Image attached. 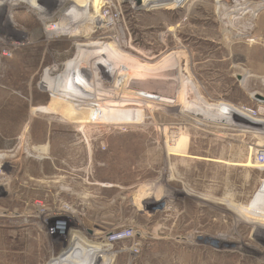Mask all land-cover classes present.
<instances>
[{"label":"rangeland","instance_id":"rangeland-1","mask_svg":"<svg viewBox=\"0 0 264 264\" xmlns=\"http://www.w3.org/2000/svg\"><path fill=\"white\" fill-rule=\"evenodd\" d=\"M119 1L121 14L100 23L111 29L76 40L104 44L109 68L179 64L204 99L264 126V0ZM44 13L33 0L0 6V264H50L64 251L65 264H264V208L239 219L263 201L264 129L216 124L210 112L154 120L141 102L100 115L44 109L42 75L78 56L74 36L46 49ZM139 82L163 101L179 91ZM144 110L149 128L138 117L130 127Z\"/></svg>","mask_w":264,"mask_h":264},{"label":"bare ground","instance_id":"bare-ground-1","mask_svg":"<svg viewBox=\"0 0 264 264\" xmlns=\"http://www.w3.org/2000/svg\"><path fill=\"white\" fill-rule=\"evenodd\" d=\"M66 1L74 2L73 8L75 10L72 9L70 13L64 15L63 21H54L53 12L57 7L60 8V6H63ZM149 1L150 0H143L142 4L149 6ZM19 2H21V0H0V6L2 4H9L13 8L17 7V3ZM33 2L38 12L42 13L44 10L46 12L37 17L41 23L46 25L44 28L46 37L48 38L46 44H44L46 49L53 47L55 43H58V45L62 44L61 42L64 41L66 36H74L73 40L75 41H73V45L78 53L77 57L66 62L67 65L60 74L56 72L53 67H50L37 83L39 88L47 90L51 96L50 105L44 107V109H58L62 104H69L75 106L73 114L84 113L85 110H88L100 115L109 107H120L123 102H141V104H146L144 106L146 110L148 106L153 107H151L153 110L151 114L154 120L156 119V114H161V112H173L183 117H196V115H204L203 112H210L214 116L208 120V117L204 115L206 118L204 120L217 122L216 124L237 126L242 129H264L260 121L249 119V117L243 118V116H240L238 119L233 120V117H235L234 114L238 113V111L249 116L246 110L244 111L241 109L234 111L218 103L209 102L204 99L201 95L202 92L194 89L193 85L190 83V79L180 71L179 64H175L177 67L169 66L170 68H166L165 65L159 68L156 65L153 69L144 66L137 69L135 67L132 68L128 64H122L118 66L117 69L113 67L109 68L108 66H114L111 63L113 59L106 56L107 51L104 50V44L102 45L97 40H89L91 39L89 34H94L98 28L104 27L103 25L101 26L100 23L108 20L109 16L113 13H117L118 15L121 14V7L119 4L121 1L117 0V4H111L112 1L108 0H33ZM106 3L108 4L105 5ZM44 5L47 6L43 7ZM234 5H238L237 0L234 1ZM104 9L108 10L106 15L102 14V10ZM48 12L50 13L48 14ZM69 20L72 22H69ZM104 28L111 29L112 26H105ZM82 34H88L89 39L76 40V38H80L79 36ZM16 46H19V44L12 45L13 48ZM173 58L172 62H175ZM146 77H153L154 81L159 83L158 85L162 87L172 85L174 82L175 86L179 87V91L174 89L173 96H168L169 99L166 100L164 98L165 100L163 101L162 96L165 95H162L158 91L153 92L152 89L154 88H152L151 91H146L145 87L141 85L139 79H146ZM151 96L156 98L152 99ZM189 98L191 99L189 100ZM147 113L148 112L144 110L142 115L138 116L134 114L128 117V125L130 127L132 126L131 123L137 125L139 121H137V119L139 118L142 122V124L139 125L149 128L146 124L148 119ZM175 134V131H169L167 140L165 141L166 145L172 146L175 144ZM40 147L41 146H37V148ZM261 186L262 190L256 191L255 193L258 192L256 197L262 199L263 201L260 200L262 203L260 205L258 204L257 208H244L245 212L256 209L259 210V208L261 210V206L264 208V183H261ZM223 200H221V202ZM244 209H242V211ZM241 218L244 221L253 223L255 214H248L244 217L240 216L239 219ZM261 220L264 224V216ZM69 251H71V249H69L68 252ZM66 253L67 252L64 251L58 257L52 258L50 264H65L64 260L67 255Z\"/></svg>","mask_w":264,"mask_h":264}]
</instances>
